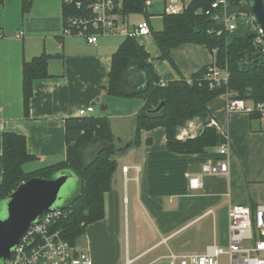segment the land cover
Masks as SVG:
<instances>
[{"label":"crops","instance_id":"1","mask_svg":"<svg viewBox=\"0 0 264 264\" xmlns=\"http://www.w3.org/2000/svg\"><path fill=\"white\" fill-rule=\"evenodd\" d=\"M159 1L164 7L169 0ZM63 25L62 0H31L25 13L22 0L0 2L4 34L0 38V183L5 132L25 137L27 152L34 157L23 165L26 172L64 160L65 120L78 117L82 107H93L88 116H108L111 127L113 118L130 122L126 140L121 132L115 135L119 149L133 139V119L144 100L108 95L103 87L112 54L125 37L121 41L102 37L88 44L78 37L63 36ZM18 32L20 37L15 36ZM135 40L148 53L156 76L165 82L190 79L195 71L214 62L205 45L185 43L170 52L173 68L158 58L160 51L152 34ZM42 53L52 56L47 65L49 76L34 80L25 113L22 65ZM117 98L121 100L119 111L111 104H118ZM96 103L99 112L94 114ZM225 107V94L208 103L211 119L229 134V175H205L198 189H190L189 177L197 175L206 161L223 158L217 146L202 153H173L166 149L164 129L157 127L141 130L138 144L115 155L111 188L104 193V217L89 224L75 246L89 252L92 264H167L169 252L188 253L183 252L188 248L185 243L194 236L200 242L191 240L190 248L202 253L211 242L210 235L228 227L229 207L264 203V120L256 114H228Z\"/></svg>","mask_w":264,"mask_h":264},{"label":"trees","instance_id":"2","mask_svg":"<svg viewBox=\"0 0 264 264\" xmlns=\"http://www.w3.org/2000/svg\"><path fill=\"white\" fill-rule=\"evenodd\" d=\"M213 1L192 0L185 3L186 7L181 13H163L161 30H151V34L160 51L158 58L166 60L173 68L176 66L170 52L174 47L185 43L205 45L214 55V64L227 66L229 78L226 84L211 88L205 79L209 66H204L191 75L190 82L179 77L160 85V79L148 62V53L135 38L125 37L112 54L111 68L103 86L106 94L138 96L144 100L143 107L133 119L134 135L128 148L139 143L141 130L162 127L168 151L178 154L202 153L224 140L215 127L207 125L211 119L208 103L212 99L228 94L231 98L264 102L263 45L255 44L253 35L241 24L233 31L223 29L221 22L205 13ZM144 2L121 0V12L146 15ZM242 4L235 1L236 8L243 6L244 9L245 5ZM30 5L31 0H22V13L28 11ZM73 13V9L62 5L63 19ZM51 57L42 53L24 61L22 65L25 113L34 80L49 76L47 65ZM135 78L139 79L138 82L134 81ZM162 101L161 109L154 112ZM191 120L200 122L202 129L192 137L177 139L179 129ZM65 142L64 160L26 172L23 165L34 157L27 152L25 137L14 132L3 133L0 202L22 181L32 177L52 178L61 170H70L77 178L78 189L60 207L64 214L56 224L62 237L76 246L85 228L104 217V193L111 188L116 169L114 157L121 151H118L120 144L112 132L110 119L105 115L67 118Z\"/></svg>","mask_w":264,"mask_h":264},{"label":"built area","instance_id":"3","mask_svg":"<svg viewBox=\"0 0 264 264\" xmlns=\"http://www.w3.org/2000/svg\"><path fill=\"white\" fill-rule=\"evenodd\" d=\"M235 1L215 0L211 3L206 14L213 15L222 23L226 31L235 30L239 24L245 26L253 35V42L263 45L264 31L256 24L245 5L236 8ZM62 5L74 10L75 13L64 18L63 36H73L83 39L88 44H96L99 38L111 36L145 37L151 35L148 16L136 24L127 25V14L121 12V0H62ZM153 5V0H145L144 10ZM183 1H165V14H178L185 9ZM20 32L16 37H20ZM4 34L0 31V38ZM229 71L227 66L210 64L205 74L210 87L227 83ZM188 82L190 80L188 79ZM160 85L166 82L159 81ZM248 102V101H247ZM251 102L249 105L242 99L231 98L226 94V112L255 113L264 120V102ZM93 111L92 106L82 107L78 117L88 116ZM208 126L215 127L223 137L217 145L221 160H208L203 163L197 175L189 177L190 189L202 186L205 175H229L227 158L231 153L228 131L210 119ZM203 125L191 120L180 128L176 138L185 139L197 134ZM64 212L60 208L46 212L28 229L16 246L13 254L5 264H92L90 254L86 250H78L68 240L62 237L56 222ZM167 264H264V203L255 207L247 205H232L228 210V246L226 249L213 243L209 244L202 253H173L169 252Z\"/></svg>","mask_w":264,"mask_h":264},{"label":"water","instance_id":"4","mask_svg":"<svg viewBox=\"0 0 264 264\" xmlns=\"http://www.w3.org/2000/svg\"><path fill=\"white\" fill-rule=\"evenodd\" d=\"M242 1L249 9L252 19L264 31V0ZM138 80L134 79L136 82ZM162 106L163 101L153 111H159ZM129 145L126 143L118 151H124ZM69 179H77L70 170H61L52 178L32 177L22 181L0 202V211L4 209V215L0 217V264L6 263L22 237L42 214L60 208L55 204L61 200L60 189Z\"/></svg>","mask_w":264,"mask_h":264},{"label":"rangeland","instance_id":"5","mask_svg":"<svg viewBox=\"0 0 264 264\" xmlns=\"http://www.w3.org/2000/svg\"><path fill=\"white\" fill-rule=\"evenodd\" d=\"M192 0H185V3H189ZM153 6H150L147 8V14L148 15H144L143 13H132L127 15L125 22L127 25H132V24H136L138 22H141L143 20L146 19V17L148 16V19L150 21V25L153 31H158L162 28V17L159 15L160 12H162L163 10V5L162 2H160L159 0H153ZM6 37V35H5ZM111 37H117L115 39H117L118 41L121 39H123V36H111ZM121 98V97H119ZM119 98H117L118 100H114V101H118V104H114L113 102L112 107L113 110L115 111H119L122 110L120 107V101ZM247 105H249L250 102H247ZM118 108V109H117ZM99 112L98 110V103H96V109L94 114H97ZM111 118V117H110ZM112 119V118H111ZM134 126V123H133ZM130 127V122L128 121H121V120H117L115 118L112 119V132L115 135H117L118 133H122V136L125 138V140L127 139V136L129 134V129ZM115 138L117 139V137L115 136ZM78 189V181L76 180H68V182L60 189L59 195L61 197V200H59L58 202H56V206L57 207H62L63 205H65L69 199V197L76 192V190ZM0 207H1V203H0ZM4 215V209H2V211H0V217H3ZM215 235H210L211 236V242L209 244H217L221 247H223L224 249L227 248L228 246V227H224L218 231H214ZM195 237V236H194ZM191 238L189 242L185 243V246H188V248H186L183 252H188V253H197L195 251V248H190V246L193 245V242L191 240L195 239V243H199L200 239L199 238ZM200 253V252H198Z\"/></svg>","mask_w":264,"mask_h":264}]
</instances>
